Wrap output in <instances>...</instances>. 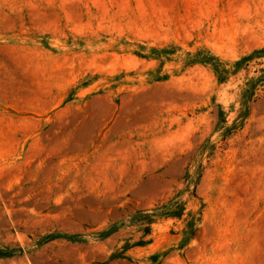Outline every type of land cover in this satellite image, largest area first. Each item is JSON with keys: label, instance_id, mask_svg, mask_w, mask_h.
<instances>
[{"label": "rangeland", "instance_id": "obj_1", "mask_svg": "<svg viewBox=\"0 0 264 264\" xmlns=\"http://www.w3.org/2000/svg\"><path fill=\"white\" fill-rule=\"evenodd\" d=\"M0 264H264V0H0Z\"/></svg>", "mask_w": 264, "mask_h": 264}]
</instances>
